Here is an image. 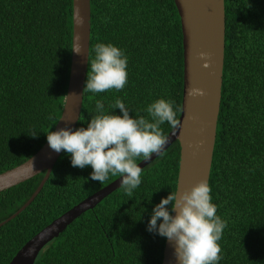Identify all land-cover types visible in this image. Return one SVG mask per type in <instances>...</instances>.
Returning <instances> with one entry per match:
<instances>
[{
  "label": "trees",
  "instance_id": "trees-1",
  "mask_svg": "<svg viewBox=\"0 0 264 264\" xmlns=\"http://www.w3.org/2000/svg\"><path fill=\"white\" fill-rule=\"evenodd\" d=\"M223 61L215 136L207 183L226 222L218 264H264V0H223ZM88 54L111 43L128 58L120 90L83 92L75 128L116 112L151 120L157 99L179 115L182 48L172 0H89ZM71 46V0H0V172L26 160L47 139L66 89ZM161 128L166 135L171 126ZM33 135H36L33 137ZM179 145L172 142L143 167L129 197L121 185L85 210L38 252L32 264H160L164 238L147 230L152 210L175 190ZM141 159H138L140 161ZM91 166L71 165L61 151L32 201L0 225V264L39 229L106 185ZM43 171L0 191V221L32 193ZM170 207V206H169ZM161 221H158V224Z\"/></svg>",
  "mask_w": 264,
  "mask_h": 264
},
{
  "label": "water",
  "instance_id": "water-1",
  "mask_svg": "<svg viewBox=\"0 0 264 264\" xmlns=\"http://www.w3.org/2000/svg\"><path fill=\"white\" fill-rule=\"evenodd\" d=\"M179 17L182 48V89L177 120L179 126L167 132L168 143L179 145L175 190L183 191L200 180L207 181L219 107L223 61L224 11L223 0H172ZM89 0H71V46L63 105L53 130L74 129L81 107L89 42ZM76 46L81 54L72 51ZM193 89L203 95H190ZM61 152L50 149L47 139L26 160L0 172V191L16 185L43 171L29 197L0 225L23 210L38 193ZM150 160L141 159V168ZM33 166H32V165ZM118 176L92 192L39 229L14 253L7 264H32L40 249L57 236L69 223L91 209L103 197L121 185ZM174 215V213H173ZM160 264H177L174 248L164 238Z\"/></svg>",
  "mask_w": 264,
  "mask_h": 264
},
{
  "label": "clouds",
  "instance_id": "clouds-1",
  "mask_svg": "<svg viewBox=\"0 0 264 264\" xmlns=\"http://www.w3.org/2000/svg\"><path fill=\"white\" fill-rule=\"evenodd\" d=\"M72 51L81 54L82 50L76 46ZM87 63L83 92L120 91L126 86L128 58L119 47L97 43L94 57L88 55ZM190 95L203 93L193 89ZM95 103L98 114L91 117L86 127L50 130L46 134L47 143L57 153L63 150L70 154L73 167L91 166L93 181L103 183L110 175H119L121 187L131 197L142 182L143 168L137 160H150L153 154L163 151L168 138L162 124L179 126L173 102L161 98L148 105L146 111L151 120L144 116L134 118L119 98L112 107L119 109L120 114L115 111L106 114L103 102ZM210 193L207 181L200 180L182 192L171 191L152 210L147 230L171 242L177 264H218L222 259L219 241L227 225L217 215V205Z\"/></svg>",
  "mask_w": 264,
  "mask_h": 264
}]
</instances>
